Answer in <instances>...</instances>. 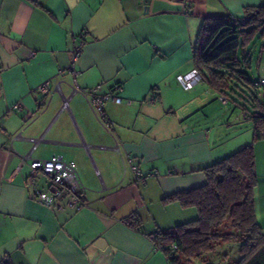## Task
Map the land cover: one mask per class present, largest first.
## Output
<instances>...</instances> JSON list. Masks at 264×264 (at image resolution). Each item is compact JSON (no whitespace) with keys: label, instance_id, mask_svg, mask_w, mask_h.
Masks as SVG:
<instances>
[{"label":"crops","instance_id":"crops-1","mask_svg":"<svg viewBox=\"0 0 264 264\" xmlns=\"http://www.w3.org/2000/svg\"><path fill=\"white\" fill-rule=\"evenodd\" d=\"M260 6L264 0H0V264H169L148 233L197 217L195 206L169 197L204 185L203 167L252 141L244 114L248 121L223 141L221 94L205 80L186 89L177 75L194 68L204 18ZM240 56L250 60L252 80L264 79V38ZM43 83L50 95L39 91ZM97 84L103 92L121 86L114 93L122 101L104 104L107 124L84 96ZM233 121L226 118L228 129ZM254 152L264 232V139ZM52 155L75 162L80 208L65 197L62 207L37 199L49 179L32 174L30 161Z\"/></svg>","mask_w":264,"mask_h":264},{"label":"trees","instance_id":"trees-1","mask_svg":"<svg viewBox=\"0 0 264 264\" xmlns=\"http://www.w3.org/2000/svg\"><path fill=\"white\" fill-rule=\"evenodd\" d=\"M257 35L264 38V6L246 8L243 16L206 17L197 32L194 68L221 98L231 99L243 110L252 124V141L203 167L204 185L180 190L169 197L182 206L197 209L194 220L169 231H152L156 247L166 255L169 264H192L194 258L211 264L205 256L227 242H236L238 246L237 257L228 264H264V232L254 206V142L264 139V103L258 100V87L254 86L260 78H250V60L240 56V50Z\"/></svg>","mask_w":264,"mask_h":264},{"label":"built area","instance_id":"built-area-1","mask_svg":"<svg viewBox=\"0 0 264 264\" xmlns=\"http://www.w3.org/2000/svg\"><path fill=\"white\" fill-rule=\"evenodd\" d=\"M234 18V17H232ZM237 19V18H234ZM234 22L237 23L236 20ZM84 43L83 39L75 45L71 50V64H75L79 55L82 44ZM177 80L179 83L186 89L192 88L195 84L201 82L202 75L196 69L192 68L190 71L177 75ZM264 85V79H259L254 83V86L260 87ZM113 89V90H112ZM110 91H102V85L97 84L93 88H89L86 92H84V96L86 97V101L89 106L96 110L98 116L106 124L108 120L104 116V104L108 100H113L116 103L122 101V98L115 94L114 91L120 90L121 86L115 84L112 86ZM39 91L43 94L50 95V90L47 83H43L39 86ZM223 102H226L225 98H221ZM154 98L151 97L150 101H153ZM69 98L65 96L62 97V108L69 109L68 104ZM18 104L14 105V108H17ZM34 142V140H32ZM35 145V144H34ZM34 147V146H33ZM30 168L32 174L41 173L48 177L49 185L46 190L35 191V195L38 200L43 202L47 206H57L62 207L59 204V199L65 197L67 199L66 205L69 207L80 208L82 205L81 195L84 190V186L80 180V177L76 170V164L72 160H64L60 155H52L46 159H31ZM131 169L134 173V178L136 181H143V177L140 173L139 167L137 164H132ZM148 236L152 238L154 243H156V239L154 240L155 234L154 232H149ZM157 248V247H156ZM171 248H175L174 244H171Z\"/></svg>","mask_w":264,"mask_h":264},{"label":"rangeland","instance_id":"rangeland-1","mask_svg":"<svg viewBox=\"0 0 264 264\" xmlns=\"http://www.w3.org/2000/svg\"><path fill=\"white\" fill-rule=\"evenodd\" d=\"M259 39H260V36L257 35L254 40L258 41ZM251 70H253V68H251V69L248 68L247 72H248L250 78L252 79L253 76H252ZM260 89H261V87L258 89V93H256V95L260 94L262 91H264V90H262L264 88H262L261 90ZM232 97L234 100H237V101L239 100V98L235 95H232ZM239 102L246 104L242 100H239ZM248 108H250V107L248 106ZM219 109H223L227 112V114L225 115V117L223 118L222 121L225 122L226 118L229 116L235 117V122L233 121V125H231L230 129H228L229 126L225 125L224 122H222V124L219 125V127H220L219 128L220 138L223 141H225L227 139H231V137L235 133V132H233V129L235 128V126H234L235 123L242 124L248 120H246L245 117L243 116V113H242L243 110L237 104H235V102H233L231 99H229L228 101H226L224 103H221V104L219 103ZM251 126H252V124H251ZM238 128H239V126H238ZM242 130H244V127H241V129H238L239 132H241ZM235 131L237 132V129ZM237 248H238V246H237L236 242L223 243L215 251L208 253L205 256V260L207 259V261H210L211 264H228V263H231L237 257V254H238ZM216 260H218V261L216 262ZM203 263H204V261L202 258H194L192 260V264H203Z\"/></svg>","mask_w":264,"mask_h":264},{"label":"water","instance_id":"water-1","mask_svg":"<svg viewBox=\"0 0 264 264\" xmlns=\"http://www.w3.org/2000/svg\"><path fill=\"white\" fill-rule=\"evenodd\" d=\"M96 244L99 245V246H102L104 244V240L103 239H97L96 240Z\"/></svg>","mask_w":264,"mask_h":264}]
</instances>
